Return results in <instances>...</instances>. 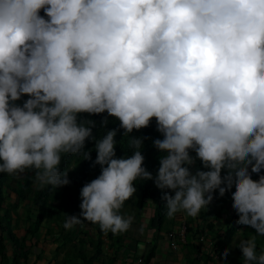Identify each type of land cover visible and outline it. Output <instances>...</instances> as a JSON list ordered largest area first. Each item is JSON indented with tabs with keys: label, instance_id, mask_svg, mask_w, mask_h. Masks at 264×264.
<instances>
[{
	"label": "clouds",
	"instance_id": "9594fccd",
	"mask_svg": "<svg viewBox=\"0 0 264 264\" xmlns=\"http://www.w3.org/2000/svg\"><path fill=\"white\" fill-rule=\"evenodd\" d=\"M105 112L130 157L115 158L117 129L96 139L95 122L77 120ZM153 118L164 154L155 178L142 167L144 138L129 139ZM89 139L101 172L64 229L128 231L132 217L119 211L140 179L174 191L163 197L169 218H195L234 186L237 224L264 236V0H0V173L66 186L62 154L89 159ZM197 159L207 171H190ZM237 247L243 264H264L255 236Z\"/></svg>",
	"mask_w": 264,
	"mask_h": 264
},
{
	"label": "crops",
	"instance_id": "0c3cea01",
	"mask_svg": "<svg viewBox=\"0 0 264 264\" xmlns=\"http://www.w3.org/2000/svg\"><path fill=\"white\" fill-rule=\"evenodd\" d=\"M15 183L5 189L0 213V264H243L242 253L235 245L254 236L236 228L225 237V228L220 229L216 223V230L205 232L202 242L197 240L198 233L191 230L185 233L186 245L172 250L166 233L176 232L186 220L192 228L200 222L180 212L172 218L167 215L159 226L153 219L151 201H145L138 211L124 206L131 211L124 218L132 217V224L124 233H104L98 225L87 221L66 230L65 215H80V198L70 213L65 212L62 199L50 202L56 210L46 213L35 227L37 209L31 199L16 196ZM257 244L261 245L260 250L256 248L257 254H264V244ZM225 249L228 256L222 258Z\"/></svg>",
	"mask_w": 264,
	"mask_h": 264
},
{
	"label": "trees",
	"instance_id": "16d2710c",
	"mask_svg": "<svg viewBox=\"0 0 264 264\" xmlns=\"http://www.w3.org/2000/svg\"><path fill=\"white\" fill-rule=\"evenodd\" d=\"M40 16H44V11L41 10L39 13ZM47 19V17H45ZM29 97H21L16 103L20 106L26 101ZM107 118L108 123L106 126H101V121ZM78 122L91 120L95 122V127L92 128V136L96 139H100L106 134L107 131L117 129V135L114 138L116 143L115 147V158H128L132 155L133 149L129 147L128 137L124 136L123 129L119 128V122L113 118L109 117L107 112L98 114V115H89L83 113L78 115ZM157 124L155 118L150 121V124L146 128H142L139 131L133 130L129 134V139L133 137H143V147L141 149V154L144 157V162L142 167L146 169L149 173L152 174L155 178L158 168H159V159L162 155L156 148L153 147V141L155 139H163V136L156 130ZM94 141L92 139L85 141V146L83 151L89 152V159H83L80 155H68L65 156L62 154L60 169L61 171H68L73 159V164H76V173L73 175V178L70 173H67V178L70 183L66 186L61 187V192L57 191L58 188H52L51 186H46L42 189H37L34 186V175L35 172L32 170H26L24 174L19 177L16 175H8L7 173H0V213L3 210L4 195L2 193L8 189V186L12 182H16L17 185L15 188L16 196L19 199H31L32 205L37 209V218L35 220V227L39 224L42 217L46 213H53V210L56 208L51 207L50 202L56 201L58 199L63 200V207L67 210L65 212L70 213L75 208L77 199L80 198V191L82 187L96 179L101 172L99 165H95L94 161L96 159V152L94 149ZM190 155L195 157V152L190 151ZM197 170L207 171L202 167L201 162L197 159L195 164L190 167V171L194 174ZM250 172V167H249ZM226 170H221V177L225 176ZM251 179L254 181L259 179V175H264V170H262L259 175L251 173ZM133 186L136 188V192L133 196L127 200L123 206H128L135 211H138L145 201H151L154 203V221L161 226L164 223L165 217L167 216L166 201L163 199L165 195L174 196V191L172 190H160L154 186L152 180L144 181L137 179L134 181ZM223 187V185H221ZM235 190L234 186L229 191L225 192L223 197H219V192L216 190L212 193L213 200L211 203L204 209H202L198 215L195 217L199 220V224L193 226H188V220L185 222L186 232L194 230V232L199 234H204L205 232H213L216 230V223L219 224L220 229L225 228L226 235L228 237L231 235V231H235L236 228L242 229L243 225L237 224L238 215L236 211L232 208V198L231 193ZM81 199V198H80ZM233 209L230 212V209ZM233 224H236L235 227ZM245 230L251 231L255 236V230L246 226Z\"/></svg>",
	"mask_w": 264,
	"mask_h": 264
},
{
	"label": "built area",
	"instance_id": "2783aa9c",
	"mask_svg": "<svg viewBox=\"0 0 264 264\" xmlns=\"http://www.w3.org/2000/svg\"><path fill=\"white\" fill-rule=\"evenodd\" d=\"M185 225L181 224L176 232H168L166 234V238L168 239V246L170 249L175 250L177 245H185ZM199 242L203 241V235L199 234L198 239Z\"/></svg>",
	"mask_w": 264,
	"mask_h": 264
},
{
	"label": "rangeland",
	"instance_id": "374dc122",
	"mask_svg": "<svg viewBox=\"0 0 264 264\" xmlns=\"http://www.w3.org/2000/svg\"><path fill=\"white\" fill-rule=\"evenodd\" d=\"M73 159L71 160V164H70V166H69V169H68V171H67V173H70L71 175H75V173H76V164H73ZM61 187H59L58 189H57V191L60 193L61 192ZM6 194V191H4L3 193H2V195H5ZM130 210V209H129ZM128 210V208H124V206H122V208L120 209V211H119V214L120 215H122L123 217H125V215L126 214H129L131 211H129ZM245 228H246V226H244L243 225V228H242V230L244 231L245 230ZM245 232H247V233H250L251 231H247V230H245ZM256 237V236H255ZM248 239V238H247ZM223 241H226V238H225V240H223ZM257 241H259V242H262L263 244H264V237L263 236H258V237H256V248H258V250H260L261 248V245L260 244H257ZM221 242H222V239H221ZM236 247H237V244L235 245Z\"/></svg>",
	"mask_w": 264,
	"mask_h": 264
}]
</instances>
